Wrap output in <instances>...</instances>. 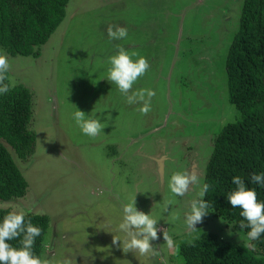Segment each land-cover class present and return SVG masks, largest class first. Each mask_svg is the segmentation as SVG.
I'll use <instances>...</instances> for the list:
<instances>
[{"label":"rangeland","instance_id":"obj_1","mask_svg":"<svg viewBox=\"0 0 264 264\" xmlns=\"http://www.w3.org/2000/svg\"><path fill=\"white\" fill-rule=\"evenodd\" d=\"M241 3L69 0L39 58H8L11 81L23 82L33 93L36 146L25 162L9 149L28 188L23 198L0 208L21 206L48 216L43 257L54 253L53 264L64 258L72 264H182L178 247H167L164 230L178 246L203 232L248 244L244 231L213 212L189 235L183 213L197 189L177 197L167 187L168 177L180 169L198 171L203 181L215 136L239 118L227 100L224 64ZM115 25L128 29L122 40L107 34ZM117 45L136 53L133 59L148 61L133 85L155 92L147 112L140 111L142 102L127 104L106 80L107 60ZM75 108L111 113L104 133L83 134L72 118ZM128 138L143 142L152 155L162 152L163 175L152 174L157 163L135 156ZM134 193L137 209L160 220L155 254L123 247L121 205ZM117 238L121 243H114Z\"/></svg>","mask_w":264,"mask_h":264},{"label":"trees","instance_id":"obj_2","mask_svg":"<svg viewBox=\"0 0 264 264\" xmlns=\"http://www.w3.org/2000/svg\"><path fill=\"white\" fill-rule=\"evenodd\" d=\"M68 2L0 0V50L8 58H39L42 47L63 22ZM224 70L227 100L239 118L215 136L203 182L210 185L204 198L212 201V212L231 224L242 219L239 208L232 209L227 201V194L235 187L232 176H241L248 187L256 188L257 198L264 200V187L249 183L252 173L264 172V0H242ZM4 83L9 90L0 94V203L23 198L28 188L9 149L25 162L36 146L32 91L23 82H12L9 71ZM9 211V207L0 208V218ZM27 219L42 229L34 251L43 257L49 218L31 212ZM18 239L10 243L16 245ZM253 243L254 250L224 241L214 232H203L182 242L176 254L182 264H264V234Z\"/></svg>","mask_w":264,"mask_h":264},{"label":"clouds","instance_id":"obj_3","mask_svg":"<svg viewBox=\"0 0 264 264\" xmlns=\"http://www.w3.org/2000/svg\"><path fill=\"white\" fill-rule=\"evenodd\" d=\"M107 34L110 39L122 40L128 35V29L121 25L109 26ZM136 55L125 47L117 45L114 54L107 60L106 80L114 83L118 91L124 95L127 104L142 102L140 111L147 112L155 92L146 88L133 89L138 77L145 74L149 67L145 57L139 56L133 59ZM9 67L7 54L0 50V94L9 90V85L4 83ZM110 116L111 113L99 109H92L86 114L75 108L72 113L75 124L83 134L89 137H97L104 133L103 130L107 127ZM231 183L235 187L227 194V201L232 209L239 208V215L242 217V219L233 220L231 224L234 227L238 225L240 231L247 229L245 233L247 246L254 250L256 244L253 242L259 240L264 234V200L257 198L256 188L248 187L241 176H232ZM249 183L264 187V172L252 173ZM167 187L177 197L197 189L195 196L188 202L187 210L183 213L185 230L191 235L197 230L195 225L214 210L212 201L204 198L210 185L202 181L198 171L180 169L168 177ZM136 193L121 205L123 218L119 229L125 235L123 247L128 250H137L140 254H155L157 248L152 242L157 239L160 220L152 212L145 213L137 209ZM32 211V208L15 206L0 218V264H53L54 253L45 258L34 251L36 238L41 236L42 229L27 219ZM162 235L168 248L178 247L173 237L165 230ZM17 238L19 239L16 245L10 243ZM117 241L121 243L119 238L114 243ZM62 264H72V259L64 258Z\"/></svg>","mask_w":264,"mask_h":264},{"label":"crops","instance_id":"obj_4","mask_svg":"<svg viewBox=\"0 0 264 264\" xmlns=\"http://www.w3.org/2000/svg\"><path fill=\"white\" fill-rule=\"evenodd\" d=\"M128 139H131V142H128V144L130 145H135L136 147V155L135 156H140L144 159H149L150 161H153L155 163H157V165H154L156 171H152V174H156L158 172L162 173V171H165V166L162 164H160L158 162V160L161 158L162 156V152L161 153H158L157 155H152V153H148L147 150H146V147H145V144L143 142H137L135 139L133 138H128ZM158 143H161L160 140L158 141V139H156L154 141V144H156V148L158 150L159 146H158ZM159 164V165H158ZM160 170V171H158ZM163 175V173H162Z\"/></svg>","mask_w":264,"mask_h":264},{"label":"flooded vegetation","instance_id":"obj_5","mask_svg":"<svg viewBox=\"0 0 264 264\" xmlns=\"http://www.w3.org/2000/svg\"><path fill=\"white\" fill-rule=\"evenodd\" d=\"M132 48H136V49H137V48H141V45L133 44V45H132Z\"/></svg>","mask_w":264,"mask_h":264}]
</instances>
